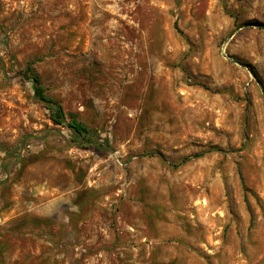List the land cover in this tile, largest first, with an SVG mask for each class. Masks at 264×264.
<instances>
[{"label":"rangeland","instance_id":"rangeland-1","mask_svg":"<svg viewBox=\"0 0 264 264\" xmlns=\"http://www.w3.org/2000/svg\"><path fill=\"white\" fill-rule=\"evenodd\" d=\"M0 264H264V0H0Z\"/></svg>","mask_w":264,"mask_h":264},{"label":"trees","instance_id":"trees-1","mask_svg":"<svg viewBox=\"0 0 264 264\" xmlns=\"http://www.w3.org/2000/svg\"><path fill=\"white\" fill-rule=\"evenodd\" d=\"M32 64L33 61L27 62L25 67L21 70V75L31 82L33 96L38 101L42 102L48 112L49 119L54 124L66 126L78 145L89 146L100 150L108 149L109 145L106 137H101L95 128L90 127L87 123L81 120L76 113L67 111L58 99L46 92V89L42 85L41 79L35 72ZM251 70L253 71V69ZM199 156L200 153L185 156L177 164H182ZM177 164H173V166H176Z\"/></svg>","mask_w":264,"mask_h":264}]
</instances>
